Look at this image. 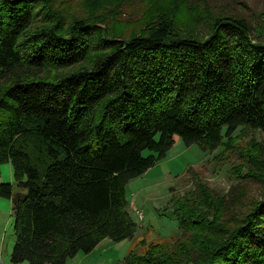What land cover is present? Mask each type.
I'll return each mask as SVG.
<instances>
[{
	"label": "trees",
	"instance_id": "16d2710c",
	"mask_svg": "<svg viewBox=\"0 0 264 264\" xmlns=\"http://www.w3.org/2000/svg\"><path fill=\"white\" fill-rule=\"evenodd\" d=\"M46 3L0 0V164L24 191L0 184L12 203V264H66L106 238L132 240L125 188L175 136L231 151L236 132L264 133V41L245 19L217 18L197 38L176 32L170 14L150 15L124 38L92 16L65 22ZM204 189L172 201L186 237L170 250L154 244L148 263L264 264V200L222 226L229 208L205 205Z\"/></svg>",
	"mask_w": 264,
	"mask_h": 264
},
{
	"label": "rangeland",
	"instance_id": "374dc122",
	"mask_svg": "<svg viewBox=\"0 0 264 264\" xmlns=\"http://www.w3.org/2000/svg\"><path fill=\"white\" fill-rule=\"evenodd\" d=\"M47 1V6L65 22L92 16L102 20V27L107 31L116 29L124 38L140 32L144 17L170 14L174 17L176 32L197 38H204L217 18H243L254 38L264 41V0H102L100 7L90 5L88 0ZM236 133L231 151L227 148L203 151L195 144L186 147L175 136L165 158L125 188L127 210L136 224L133 239L112 242L106 238L89 254L78 253L67 259L66 264H122L130 253L147 257L143 264H164L158 255L157 260L148 263V249L152 252L154 244L160 243L165 250H170L176 241L183 242L186 236L178 230L172 201L187 195L192 203L197 194L203 196V192L197 191L201 186L209 198L203 202L205 205L212 198L211 203L217 199L220 208H229L220 222L222 226H231L242 211L264 200V133L252 130ZM254 155L260 161L254 162ZM0 184H10L13 195L24 193L13 181L10 163L0 164ZM211 203L203 206L206 217L201 219L208 220ZM12 221V203L0 197V264H12ZM173 264L182 263L176 260Z\"/></svg>",
	"mask_w": 264,
	"mask_h": 264
}]
</instances>
